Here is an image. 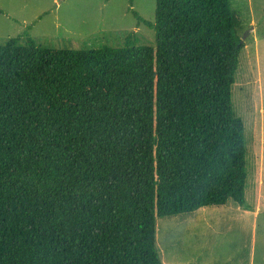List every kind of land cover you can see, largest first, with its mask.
<instances>
[{"label": "trees", "instance_id": "16d2710c", "mask_svg": "<svg viewBox=\"0 0 264 264\" xmlns=\"http://www.w3.org/2000/svg\"><path fill=\"white\" fill-rule=\"evenodd\" d=\"M156 2L155 46L0 45V264H163L158 218L245 206L231 0Z\"/></svg>", "mask_w": 264, "mask_h": 264}, {"label": "rangeland", "instance_id": "374dc122", "mask_svg": "<svg viewBox=\"0 0 264 264\" xmlns=\"http://www.w3.org/2000/svg\"><path fill=\"white\" fill-rule=\"evenodd\" d=\"M231 4L244 44L232 100L245 126V206L229 201L158 218L163 264H264V0ZM156 6V0H0V45L19 36L25 44L29 36L43 47L96 50L122 48L131 36L155 46L154 30L138 25L133 12L154 22Z\"/></svg>", "mask_w": 264, "mask_h": 264}, {"label": "water", "instance_id": "95a60500", "mask_svg": "<svg viewBox=\"0 0 264 264\" xmlns=\"http://www.w3.org/2000/svg\"><path fill=\"white\" fill-rule=\"evenodd\" d=\"M243 42V41H242Z\"/></svg>", "mask_w": 264, "mask_h": 264}]
</instances>
